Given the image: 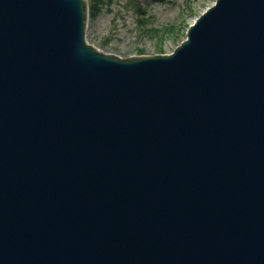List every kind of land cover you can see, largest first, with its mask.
Returning a JSON list of instances; mask_svg holds the SVG:
<instances>
[{"label":"water","instance_id":"water-1","mask_svg":"<svg viewBox=\"0 0 264 264\" xmlns=\"http://www.w3.org/2000/svg\"><path fill=\"white\" fill-rule=\"evenodd\" d=\"M85 22L0 0V264H264V0H216L171 54Z\"/></svg>","mask_w":264,"mask_h":264},{"label":"rangeland","instance_id":"rangeland-1","mask_svg":"<svg viewBox=\"0 0 264 264\" xmlns=\"http://www.w3.org/2000/svg\"><path fill=\"white\" fill-rule=\"evenodd\" d=\"M85 40L120 58L171 54L215 0H85ZM94 14L88 13V6Z\"/></svg>","mask_w":264,"mask_h":264},{"label":"trees","instance_id":"trees-1","mask_svg":"<svg viewBox=\"0 0 264 264\" xmlns=\"http://www.w3.org/2000/svg\"><path fill=\"white\" fill-rule=\"evenodd\" d=\"M89 12H90L91 15L94 14V7H93L92 5H91L90 8H89Z\"/></svg>","mask_w":264,"mask_h":264}]
</instances>
